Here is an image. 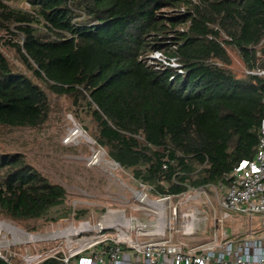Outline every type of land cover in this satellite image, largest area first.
Here are the masks:
<instances>
[{"label":"trees","instance_id":"obj_1","mask_svg":"<svg viewBox=\"0 0 264 264\" xmlns=\"http://www.w3.org/2000/svg\"><path fill=\"white\" fill-rule=\"evenodd\" d=\"M21 1L28 7L0 0V47L23 67L0 51L1 127L39 128L47 92L66 97L94 144L155 196L183 193L185 182L210 191L253 157L264 77L250 72L264 71V0ZM154 51L178 68L148 63ZM65 200L25 155L0 154V216L56 222L69 215Z\"/></svg>","mask_w":264,"mask_h":264},{"label":"built area","instance_id":"obj_2","mask_svg":"<svg viewBox=\"0 0 264 264\" xmlns=\"http://www.w3.org/2000/svg\"><path fill=\"white\" fill-rule=\"evenodd\" d=\"M160 54L155 53L156 58ZM160 61L166 62L164 56ZM250 74L264 77V71ZM141 186L146 192H137L135 198L142 205L139 209L144 221L127 217L125 210L106 209L96 223L81 220L50 224L45 233L32 234L0 223L25 238L18 253L15 247L8 250V245H3L0 259L13 263L12 258L19 256L16 264H40L52 258L63 264H264V222L258 227H245L239 237L229 235L226 229L231 214L245 217L248 223L255 216H264V117L253 157L238 163L223 183L212 186L220 214L214 220L211 239L193 244L186 240L207 221L209 213L192 205L201 197L210 205L207 188H194L185 182L183 193L152 196L149 186ZM209 210L214 211L211 206Z\"/></svg>","mask_w":264,"mask_h":264},{"label":"rangeland","instance_id":"obj_3","mask_svg":"<svg viewBox=\"0 0 264 264\" xmlns=\"http://www.w3.org/2000/svg\"><path fill=\"white\" fill-rule=\"evenodd\" d=\"M7 1L10 6L15 8L25 9L28 7L21 0ZM162 13L166 16L173 14L166 10L162 11ZM0 51L11 64L23 69L17 61L13 50L0 47ZM155 53L160 52L154 51L150 53L148 55V63L152 64L156 59L160 61L163 58L161 54L159 58H156ZM161 63L173 68L178 66L175 60L174 64L173 61ZM240 72L242 73V67ZM47 94L51 110L47 121L41 127L16 129L0 126V154L19 153L25 155L28 163L37 172L46 177L52 184L63 187L66 192L65 209L69 211V215L56 222H42L39 220L21 222L0 216V223L10 224L32 234L45 233L44 229L52 227L49 226L50 224L62 225L64 222H80L81 220L74 218L76 211L86 213L85 218L82 220L96 223L106 209L125 210L127 217L133 216L138 221H144L145 217L142 216V212L139 209L142 205L135 197L137 192H146V190L142 189L140 183L134 184L130 172L120 168L118 164L108 158L102 148L94 144L91 136L87 133L92 129L90 127L89 129H83L84 124L79 118L73 116L66 97H58L50 92H47ZM70 131L72 135L69 133ZM210 194H212V189H210ZM151 195L155 196L154 194ZM202 198L204 197H201L196 202V205L203 207L209 213L207 221L204 224H199V228L205 231L201 232L198 229L192 237H187L186 240L189 244L204 239H211L214 220L219 218L220 210L216 196H213V198L210 196V205H207L206 201H202ZM210 206L214 211L209 210ZM234 218L235 215L231 214L230 218L226 220L228 225L226 229L229 235H236V232H239L238 230L242 227V225L235 223ZM261 219V216L253 218L255 221H261ZM243 222L244 218L240 223ZM230 225L233 227L230 228ZM254 226L258 227L257 223L251 221V223H246L244 228ZM240 231H243V227ZM216 232L219 233V231ZM24 240L25 238L17 234L15 230L4 229L3 225H0L1 253L4 252L2 251L4 250L3 245H8V250H12L15 247V252L18 253L19 249H22V245H24L20 242ZM24 247L27 251H31L28 246ZM41 249L42 247H40ZM43 251H45L44 247ZM12 260L16 264L20 257H13Z\"/></svg>","mask_w":264,"mask_h":264},{"label":"crops","instance_id":"obj_4","mask_svg":"<svg viewBox=\"0 0 264 264\" xmlns=\"http://www.w3.org/2000/svg\"><path fill=\"white\" fill-rule=\"evenodd\" d=\"M211 188H212V186H211ZM210 189V188H209ZM209 193V196H211V198H213V196H215V194H216V192L214 191V189L212 188V194H210V191L208 192ZM199 201V200H198ZM198 201H196V202H198ZM202 201H203V198H202ZM196 202H193L192 203V205L194 206V207H198V205H196ZM198 208H200V209H204L203 207H198ZM244 218V222L242 223V227H243V231H244V226L246 225V223H248V220L245 218V217H243ZM252 222H254V223H256V221L255 220H252ZM242 227H241V229H242ZM242 231V232H243ZM241 232V233H242Z\"/></svg>","mask_w":264,"mask_h":264},{"label":"bare ground","instance_id":"obj_5","mask_svg":"<svg viewBox=\"0 0 264 264\" xmlns=\"http://www.w3.org/2000/svg\"><path fill=\"white\" fill-rule=\"evenodd\" d=\"M69 133L72 135L71 131ZM73 140H75V139H73Z\"/></svg>","mask_w":264,"mask_h":264}]
</instances>
